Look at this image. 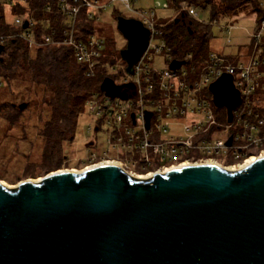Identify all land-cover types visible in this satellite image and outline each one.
<instances>
[{
	"label": "water",
	"instance_id": "water-1",
	"mask_svg": "<svg viewBox=\"0 0 264 264\" xmlns=\"http://www.w3.org/2000/svg\"><path fill=\"white\" fill-rule=\"evenodd\" d=\"M116 25L132 75L150 31L133 17L119 15ZM185 63L172 59L168 68ZM101 89L126 97L110 79ZM208 91L231 122L240 103L232 76L221 74ZM0 264H264V155L233 170L198 162L138 178L102 163L14 188L0 182Z\"/></svg>",
	"mask_w": 264,
	"mask_h": 264
},
{
	"label": "built area",
	"instance_id": "built-area-1",
	"mask_svg": "<svg viewBox=\"0 0 264 264\" xmlns=\"http://www.w3.org/2000/svg\"><path fill=\"white\" fill-rule=\"evenodd\" d=\"M0 1L9 8L18 4L26 7L25 11L15 12L11 21L14 27L22 30L9 35L0 34L3 49L11 37L23 40L30 49L64 46L71 50L87 77L95 76L102 65L105 40L94 29L83 32L78 26L80 16L94 21L96 13L119 2L134 12L136 19L149 29L147 49L134 65L133 74L127 75L128 79L114 81L115 84L130 82L133 85L132 95L121 98L102 93V99H99V93H94L85 103V107L96 118L94 133L103 124L108 125L109 129L107 149L93 158L94 162L115 161L122 169L137 177L164 172L184 163L207 160L222 166L220 160L225 158L232 160L227 165L237 169L240 163L250 157V148L258 149V156L264 154V100L260 96L264 89V0H254V10L259 17L255 21L244 59H231L222 53L209 52L202 67L191 70L183 69L182 66L177 70L168 68L171 60L162 33L163 24L153 19L156 10L168 8V3L156 2L148 8H136L135 0H52L53 4L49 0L44 11L59 15L61 22L48 31L36 33L35 10L29 8L28 0ZM182 10L192 17L197 13L196 8L188 6L186 2L180 3L178 11ZM25 21L27 26L24 28ZM161 53L169 60L165 69L158 70L146 64L145 59L150 61ZM223 73L232 76L233 85L240 93V103L232 111L231 122H227L224 108L225 121L213 110L215 106L208 91V85ZM145 112L151 113L148 128H145ZM197 116L201 119H195ZM169 119L178 122L187 119L188 122L183 125L187 134L162 135L168 130ZM236 122V127L232 128ZM222 123L226 124L227 138L213 137L214 130L220 128ZM229 139L231 142L227 145ZM134 167L142 171L134 172Z\"/></svg>",
	"mask_w": 264,
	"mask_h": 264
},
{
	"label": "trees",
	"instance_id": "trees-1",
	"mask_svg": "<svg viewBox=\"0 0 264 264\" xmlns=\"http://www.w3.org/2000/svg\"><path fill=\"white\" fill-rule=\"evenodd\" d=\"M47 1L49 0H28L29 8L35 10L33 16L36 20L34 26L36 33L48 31L59 26L61 22L59 15L44 11ZM167 2L176 9L182 2L196 9H206L213 21L234 16L246 4L253 8L255 6L254 0H167ZM25 10V5L18 4L9 8L0 1V34L9 35L22 30L14 27L11 21H7L6 16ZM119 15L116 13L115 18ZM162 24L163 37L169 47V60H185L189 70L202 67L208 54L206 49L209 48L212 39L211 24L197 21L185 10ZM78 26L85 33L93 31V21L86 20L84 16L79 17ZM107 63L113 61L104 55L102 65L97 69L95 76L87 77L67 47L45 46L30 49L19 38L11 37L6 41L0 53V80L3 85L0 88V95L4 100V106L5 103H12V99L19 98L21 103L26 104L23 109L17 106L19 111L22 112L29 105H33L46 113L47 119L36 134V139L40 142L35 145L36 152L39 153V165L46 172L58 169L57 166L66 156L64 152L66 142L74 139L78 116L84 111L85 103L92 94L96 92L105 94L101 89L105 80H112L116 90L125 96L132 95L133 85L130 82L114 83L124 75L123 71H119L118 74L107 73ZM260 96L264 100V89ZM219 118L223 120L221 115ZM5 120L10 126L11 118L7 117ZM248 153L255 155L257 150L250 148ZM220 161L224 165L232 163L229 158ZM80 163L83 162H76L75 165Z\"/></svg>",
	"mask_w": 264,
	"mask_h": 264
},
{
	"label": "rangeland",
	"instance_id": "rangeland-1",
	"mask_svg": "<svg viewBox=\"0 0 264 264\" xmlns=\"http://www.w3.org/2000/svg\"><path fill=\"white\" fill-rule=\"evenodd\" d=\"M156 2L160 4L164 2L168 3L167 0H135L134 4L136 8H148L154 6ZM196 11L197 13L194 15V18L197 21L211 24L210 32L212 39L209 42V48L206 49L207 53H222L231 59H235L234 57L245 58L244 56L249 49L251 41L250 35L255 21L259 17V14L251 5L246 4L234 16L220 18L217 23H214L210 19L208 10L196 9ZM116 13L124 17H137L134 12L126 9L121 3L115 2L107 7V9L96 13V18L93 21L95 33L105 40L103 54L113 61V63L106 65L110 74H118L125 67V63L121 60L119 53L126 45V40L117 29ZM178 14V9L172 4H168V8H158L153 19L157 23H165ZM13 16L14 14H7V21H12ZM145 62L158 70H163L167 67V60L162 53L156 55L150 61L145 59ZM182 68L189 70L187 64H184ZM128 78L129 76L124 73L117 80ZM2 86L0 80V88ZM96 93H99V99H102V93ZM209 98L211 99V96ZM9 100L11 99L9 98ZM11 102L5 103L4 106V100L2 95H0V182L9 188H14L21 181H36V179L42 178L45 174L52 171L46 172L44 168H41L39 165V153L35 149V145L40 142L36 139V134L38 128L47 119L46 113L33 105H29L28 108L21 112L17 108L18 104L21 103L19 98L12 99ZM213 110L216 113H220L223 118L222 121H225L224 112L221 113V107H213ZM7 117H10L12 121L10 126L8 125V121L5 120ZM195 119H201V117L197 116ZM187 122V119H181L179 122L169 119L168 130L163 132L162 135L184 136L187 132L183 128V125ZM95 124L96 118L85 107L84 111L78 116L74 139L73 141L66 142L64 148L66 156L61 160L56 170L80 171L98 163L99 160L94 162L93 158L98 157L102 154L103 150L107 149L106 141L109 129L108 125L103 124L101 129L94 133ZM222 124L220 128L214 130L213 137L227 138L228 133L225 131L226 124ZM236 125L237 122L232 128H235ZM110 154L115 155L113 152H110ZM218 158L219 160L221 159V157ZM247 159H251V157ZM32 161L37 163H33ZM79 161L83 163L75 165ZM27 163L30 165H27ZM222 166L232 169L230 168L232 166L227 164H222Z\"/></svg>",
	"mask_w": 264,
	"mask_h": 264
},
{
	"label": "bare ground",
	"instance_id": "bare-ground-1",
	"mask_svg": "<svg viewBox=\"0 0 264 264\" xmlns=\"http://www.w3.org/2000/svg\"><path fill=\"white\" fill-rule=\"evenodd\" d=\"M261 156H263V155H261ZM248 158H249V157H248ZM256 158H257V157H255V158H253V159H252V158H251V159H247V158H246V160H244V161L242 162V164H241V163L239 164V168H242V167L246 166L247 164L253 162ZM205 162H206V163H210V164H216V163H215L214 161H212V160H207V161H205ZM102 163H113V164H116L115 161L101 162V163H97V164H102ZM97 164L90 165V166H88V167H86V168H84V169L90 168V167L95 166V165H97ZM184 165H186V164L184 163V164H181L180 166H184ZM230 168H232L231 170L234 169V167H230ZM84 169H83V170H84ZM237 169H238V168H237ZM151 175H152V174L138 175L137 177H138V178H149ZM40 179H41V178L36 179V181H39ZM36 181H34V182H36Z\"/></svg>",
	"mask_w": 264,
	"mask_h": 264
},
{
	"label": "flooded vegetation",
	"instance_id": "flooded-vegetation-1",
	"mask_svg": "<svg viewBox=\"0 0 264 264\" xmlns=\"http://www.w3.org/2000/svg\"><path fill=\"white\" fill-rule=\"evenodd\" d=\"M253 149H255V148H253ZM255 150H257V154H255V155H258L259 154V150L258 149H255ZM254 154L253 153H248V156H250L252 159H253V157L255 158V157H257V156H253ZM261 155H264V154H261ZM249 157V158H250ZM132 170L134 171V172H138L137 170H140V168H137V167H134V168H132ZM151 174V173H150Z\"/></svg>",
	"mask_w": 264,
	"mask_h": 264
}]
</instances>
